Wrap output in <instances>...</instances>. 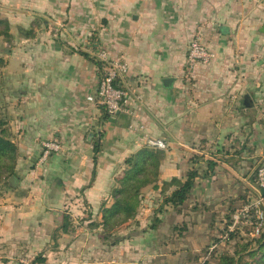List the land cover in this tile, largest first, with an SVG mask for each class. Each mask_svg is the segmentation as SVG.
Here are the masks:
<instances>
[{"label":"crops","instance_id":"0c3cea01","mask_svg":"<svg viewBox=\"0 0 264 264\" xmlns=\"http://www.w3.org/2000/svg\"><path fill=\"white\" fill-rule=\"evenodd\" d=\"M0 18L11 34L0 37L10 46L0 54V101L18 151L15 186L12 176L0 184V239L26 232L46 258L76 264L96 249L114 264H183L187 251L215 245L264 156V0H0ZM199 35L216 58L190 67ZM96 46L128 63V84L141 97L134 115H109L89 100L101 74ZM53 139L63 150L41 161L42 143ZM151 149L163 155L157 188H143L136 217L104 249L103 229L92 224L114 203L126 160ZM194 168L200 176L185 203H165L176 189L168 183ZM64 215L75 229L55 239Z\"/></svg>","mask_w":264,"mask_h":264},{"label":"trees","instance_id":"16d2710c","mask_svg":"<svg viewBox=\"0 0 264 264\" xmlns=\"http://www.w3.org/2000/svg\"><path fill=\"white\" fill-rule=\"evenodd\" d=\"M0 37L8 42L11 39L10 24L7 20L1 18ZM4 65L5 61L0 58V67ZM94 151L96 155L99 151V145L95 146ZM17 157V147L12 141L10 131L9 112L5 104L0 101V184L3 180L16 175L15 168ZM162 158L163 155L160 151L151 149L142 151L126 160V169L116 181L117 187L113 192L114 203L110 207H106L104 204L102 207L101 222L92 224V227H102L104 232L102 237L104 239H109L123 224L136 217L143 188L149 185H153L154 188H157L156 183L159 163ZM214 166L215 164L210 162V167L213 168ZM199 176L200 173L198 169L194 168L187 172L184 181L173 179L171 183L168 184L176 186V189L165 198V203H170L175 208L182 206L191 194L195 179ZM232 217L233 212L228 216L227 224L222 229V235L227 236V244L234 240L238 234L236 229L233 231L230 230ZM70 229L71 217L69 215H64L63 222L55 231V234L59 233V231L68 233ZM55 234L53 237L56 239L57 236ZM254 240L257 246L256 249L252 248V251H248L246 246L241 248L240 244L236 242L232 252L228 249L219 255V264H251L244 260L245 252L255 259V264H264V231ZM220 242H222V238L216 240L214 244L218 245ZM208 250H206L205 253ZM202 255L193 256L189 254V258L193 256L194 260L197 262L202 259ZM257 255H259V258L256 257ZM46 260L45 255H37L31 264H43Z\"/></svg>","mask_w":264,"mask_h":264},{"label":"built area","instance_id":"2783aa9c","mask_svg":"<svg viewBox=\"0 0 264 264\" xmlns=\"http://www.w3.org/2000/svg\"><path fill=\"white\" fill-rule=\"evenodd\" d=\"M94 56L101 65V74L96 94L89 97V100L96 101L109 115H134L135 105L141 97L130 89L127 80L129 65L126 60L121 56L113 57L105 48L97 46ZM215 58V52L203 42L200 35L191 41L187 56L188 66L207 65ZM148 145L155 149L166 148V144L158 140H151ZM62 150L60 141L56 139L44 141L41 161H46L53 153ZM254 188L256 198L251 200L250 204L243 206L240 211L235 212L230 230L233 231L243 217L246 225L251 226L252 235L258 237L264 227V156L262 164L256 170Z\"/></svg>","mask_w":264,"mask_h":264},{"label":"rangeland","instance_id":"374dc122","mask_svg":"<svg viewBox=\"0 0 264 264\" xmlns=\"http://www.w3.org/2000/svg\"><path fill=\"white\" fill-rule=\"evenodd\" d=\"M47 28H49V25H47ZM62 26L59 25H54L52 27V32L55 33H59L61 30ZM4 47H6L7 49H10V46L7 45H3L0 43V54L3 55V57H5V53H4ZM262 158H258L257 163L255 165V168L257 170V168L262 164ZM258 166V167H257ZM255 170V173H256ZM251 173V180H253L252 184L255 187V173L254 170L250 171ZM250 193L247 195H245V193L243 194L245 196V198H243V201L240 203V205L238 207H236L235 209H233V215L235 214V212L238 210L240 211L242 209L243 206L250 204L251 200H253L254 198H256L257 194L255 191V188L253 189H249ZM73 221V220H72ZM233 221V218H232ZM95 223V222H94ZM75 223H72L71 225V230L75 229ZM236 229V232L238 233L237 236L235 237L234 240H232L229 244H227V236L222 235V231L223 230H218L217 232H215L214 236L212 237V240L215 241L218 239L222 238V242H220L216 247L211 246L210 248H205L203 249V251L201 252L202 255V259L200 261H195L193 256L191 258H189V254L187 251V255L185 257V260L183 262V264H219V255L225 251V250H230L231 252L233 251V246L235 245V243H239L241 248L243 247H247L248 251H252V248H257L256 246V242L254 239H256V237H254V235H252V228L249 225H246V221L243 217H241V220L239 222V224L234 228ZM263 231H264V227H263ZM262 231V232H263ZM22 234V238L21 239H0V264H31L32 261L35 259V257L37 255H45L48 256L47 253V249L46 246L44 247L43 245L40 246H34L33 241L32 240L33 236L29 235L28 233H21ZM35 234V233H34ZM55 234V231H53L52 235ZM104 234V232H97L96 236L99 240H101L105 247L104 249H108L109 251H112V247L114 244H117L116 242L119 240L120 238V234H121V228H119L116 232H114L112 234V236L109 239H104L102 237V235ZM56 236L59 235V233L55 234ZM57 239V238H56ZM212 243V242H211ZM209 249V250H208ZM65 250L67 251H72L71 249L69 250V248L67 247ZM208 250L206 253L205 251ZM99 250L96 249V253H94V256H92V259L88 260L87 264H114L115 262H111L112 257L108 260H103V259H98L99 257L101 258L102 256L99 255L98 252ZM56 252V251H54ZM245 261H248L249 263H253L255 264V259H253L250 255L247 254V252H245L244 254ZM55 257V258H54ZM74 256H64V260L61 262H58L56 258V256H51L46 258V262L43 264H76L77 261L75 258H73ZM256 257L259 258V255H257ZM115 259V258H113ZM143 260H141V262H139V264H159V260L158 257L156 258H141ZM61 260V258L59 259ZM113 261V260H112Z\"/></svg>","mask_w":264,"mask_h":264},{"label":"water","instance_id":"95a60500","mask_svg":"<svg viewBox=\"0 0 264 264\" xmlns=\"http://www.w3.org/2000/svg\"><path fill=\"white\" fill-rule=\"evenodd\" d=\"M172 82V79L171 78H167V79H164V84H168V83H171ZM17 181V178L15 176H12L10 179H9V182L15 186V182ZM263 194H264V190H263Z\"/></svg>","mask_w":264,"mask_h":264}]
</instances>
